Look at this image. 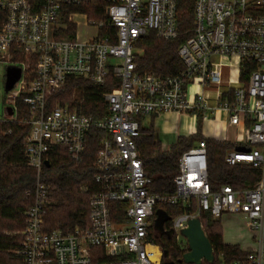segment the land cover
Masks as SVG:
<instances>
[{
  "label": "built area",
  "instance_id": "2783aa9c",
  "mask_svg": "<svg viewBox=\"0 0 264 264\" xmlns=\"http://www.w3.org/2000/svg\"><path fill=\"white\" fill-rule=\"evenodd\" d=\"M179 1L0 0V60L21 68L5 98L2 119L17 120L18 98L28 107L24 155L35 171V185L26 191L32 204L23 214L19 254L24 264H91L93 247L115 258L100 264H162V251L151 235L155 210L179 203L186 208L194 205L195 212L170 218L176 238L200 213L217 220L226 214L240 215L251 241L240 245L247 255L225 263L220 254L218 264H264V0H191L192 28L177 49L183 70L164 78L140 73L135 43L149 32L163 40L177 39ZM76 16L97 33L78 39ZM69 25L74 26L73 37H61ZM245 61L254 68L241 80ZM224 66L229 74L221 82ZM69 78L103 88L98 94L105 112H80L86 102L83 91L74 105H50L51 94ZM207 87L217 89L213 97L206 96ZM217 111L225 115V127L209 136L201 131L202 139L181 153L173 176L175 191L150 192L152 177L136 146L144 119L173 112L195 118L202 113L205 121ZM92 130L103 137L91 163L96 173L88 222L46 231L43 217L49 187L44 161L49 163L50 152L61 146L70 160L81 162ZM209 138L234 145L224 155L226 165L248 164L260 170V178L251 186L223 184L212 189ZM236 146L248 151H237ZM120 213L124 219L114 221L113 214Z\"/></svg>",
  "mask_w": 264,
  "mask_h": 264
},
{
  "label": "trees",
  "instance_id": "16d2710c",
  "mask_svg": "<svg viewBox=\"0 0 264 264\" xmlns=\"http://www.w3.org/2000/svg\"><path fill=\"white\" fill-rule=\"evenodd\" d=\"M72 11H88L86 7L70 8ZM92 17V14H90ZM193 22V4L191 0H180L178 3V25L180 34L175 40H163L149 32L140 37L134 47L135 62L140 73H151L157 77H170L183 70V63L177 54L180 43L189 34ZM74 26L69 25L68 31L61 37L72 38ZM254 65L245 61L241 69V80H245L249 69ZM81 89L86 102L79 109L86 114L98 115L105 112V106L98 94L103 88H96L81 80L69 78L67 85L54 92L49 97L50 105L57 101L64 104L69 100L74 89ZM70 105L75 103L69 102ZM17 120L0 121V264H24L19 254L24 229V211L32 204V198L26 195L35 185V171L26 164L24 155V139L29 132V109L21 101L16 100ZM202 113L197 114V131L202 139ZM155 116L149 119V125L140 127V134L136 138V146L143 160L144 168L152 177L150 192L156 194H172L175 191L173 176L177 171L179 156L190 147L191 143L185 138L178 137L167 151L162 150L153 128ZM103 133L92 130L85 143V154L79 163L73 162L67 156L64 147L56 146L49 154V166L44 167V181L49 187L48 203L45 206L43 227L46 231L53 229H72L75 226H85L88 222V200L95 190L93 178L96 173L91 166ZM208 177L212 189L223 184L233 186H251L260 178V170L248 164L228 166L224 162L226 151L234 145L228 141L207 139ZM86 190H80V186ZM119 205V204H118ZM116 205V206H118ZM121 206V205H120ZM170 218L188 212L194 213L195 206L186 208L182 204L160 205ZM202 229L208 238L214 252L212 263L202 261V264H218L221 254L225 263L242 259L247 255L239 244L223 241L220 225L208 213H200ZM124 219L123 213L113 214L114 221ZM170 229V222L164 224ZM15 230L18 233L9 235L5 231ZM151 235L162 251V264H187L181 259L187 251V244L177 242L175 235L170 237L157 232L151 227ZM115 260L106 257L103 250L93 247L91 264Z\"/></svg>",
  "mask_w": 264,
  "mask_h": 264
},
{
  "label": "rangeland",
  "instance_id": "374dc122",
  "mask_svg": "<svg viewBox=\"0 0 264 264\" xmlns=\"http://www.w3.org/2000/svg\"><path fill=\"white\" fill-rule=\"evenodd\" d=\"M74 19L77 23L76 29H75V34H76V37L78 39H80V40L81 39H87V38H90L97 33L93 27H90V26L84 24V18L82 16H76ZM7 66H8V64L3 63L2 60H0V120L2 119V116H4L3 108L6 105L5 98H6L7 93H8L4 90L5 70H6ZM222 85H224V84H222ZM219 88H220V90L224 89L223 86H220ZM81 94L82 93H81L80 89H78V88L74 89L71 92L70 99L65 100L64 104H69V102L74 103L77 100V98H79L81 96ZM56 104H61V103L57 101ZM5 114H6V116H9V114H10L9 110L6 111ZM186 115H188L189 117L191 116L190 114H187V113H186ZM186 115L185 114L177 115V117H175V119H173L174 125H176V127H178V126L180 127V132L182 134H184L186 131L183 125L186 124V122H188L189 119L192 122L195 120L193 118V116H191L188 119V117ZM213 116H215V115L214 114L211 115V117H213ZM162 121L163 120L161 118L158 120H154L153 121V128H154V124H155L156 127L163 129L165 123H163ZM148 122H149V117H146L144 119L143 124L149 125ZM196 123H197V119H196ZM209 125L207 123H205L203 133L206 134L210 131ZM202 126H203V124H202ZM181 129H183V130H181ZM196 131H197V126H196ZM178 137L185 138L187 142L193 144L200 138V134H189L187 136L178 135L177 138ZM176 139H175V141H176ZM159 142L161 144L162 150L167 151L168 148L164 149L165 147H163L160 140H159ZM83 187H84L83 185L80 186V190H82ZM218 222L220 225L222 237L225 241L239 243L241 246H245L246 244H248V240H247L248 239V232L245 230V221L243 220V218L240 215L226 214V215H223L221 217V219L218 220ZM5 232L9 235H15L18 233L15 230H9V231L7 230ZM177 234H178L177 238H176L177 242L180 244H185L186 243L185 238L183 236H181L179 233H177Z\"/></svg>",
  "mask_w": 264,
  "mask_h": 264
},
{
  "label": "water",
  "instance_id": "95a60500",
  "mask_svg": "<svg viewBox=\"0 0 264 264\" xmlns=\"http://www.w3.org/2000/svg\"><path fill=\"white\" fill-rule=\"evenodd\" d=\"M21 68L18 66L8 65L5 70L4 90L10 91L14 84L19 80ZM237 151H248L247 148L236 146ZM46 167L49 166L47 161H44ZM170 220L168 213L162 209L155 210V218L153 220V228L167 237L174 234L172 228L165 229L164 224ZM180 235L186 240L187 251L182 256V261L187 264H202V261L212 263L214 261L213 248L206 237L199 217H193L188 220L187 227L181 229Z\"/></svg>",
  "mask_w": 264,
  "mask_h": 264
},
{
  "label": "crops",
  "instance_id": "0c3cea01",
  "mask_svg": "<svg viewBox=\"0 0 264 264\" xmlns=\"http://www.w3.org/2000/svg\"><path fill=\"white\" fill-rule=\"evenodd\" d=\"M84 24H85V21H84ZM228 74H229L228 68L227 67H225V68L223 67L222 68V75H223L222 78H225ZM211 92L213 93V91H211ZM213 114L215 116L211 117V115H213ZM177 115H181V114L169 112V113H165V114H162V115H159V116H155V118H154V120H158V119L161 118L163 120L162 122L165 123L163 129L156 127V125L154 124V131L156 132V136H157L158 140H160L162 145H163V147H165L164 149H166V148L169 149L170 145H172L174 143V141H175V139L177 138L178 135L187 136L189 134L194 133V130H196V118L193 117L195 120L192 122L189 119L192 115L189 117L188 115L185 114L188 117L189 120H188V122H186V124L183 125L186 131H185L184 134H182L180 132V127L179 126L176 127V125H174V123H173V119H175V117H177ZM2 118H3V116H2ZM1 120H3V119H1ZM205 123H207L208 125L210 124L209 125L210 131L208 133H206V134L204 133L205 135L209 136L210 132H212V131H214V130H216L218 128L225 127V125H226L225 124V115L222 112H219V111L210 114V116H208V119L203 121V126H202V129H201L202 132L204 131ZM181 130H183V129H181ZM229 131L230 130H225L224 132H226V134H228ZM247 240H248V244H246V245H249L251 243V241H249V239H247ZM223 241L225 243H235V242H227L224 239H223ZM235 244H239V243H235Z\"/></svg>",
  "mask_w": 264,
  "mask_h": 264
},
{
  "label": "bare ground",
  "instance_id": "6f19581e",
  "mask_svg": "<svg viewBox=\"0 0 264 264\" xmlns=\"http://www.w3.org/2000/svg\"><path fill=\"white\" fill-rule=\"evenodd\" d=\"M225 67H227V66H224V68ZM222 77H223V75H222V71H221V82H225L226 78L228 77V75L225 78H222ZM216 90L217 89L215 87H207L206 88V96L213 97L215 95ZM211 91H213V93ZM209 103L210 104H214V102L212 100H210Z\"/></svg>",
  "mask_w": 264,
  "mask_h": 264
}]
</instances>
